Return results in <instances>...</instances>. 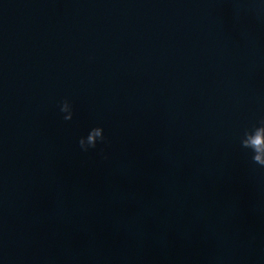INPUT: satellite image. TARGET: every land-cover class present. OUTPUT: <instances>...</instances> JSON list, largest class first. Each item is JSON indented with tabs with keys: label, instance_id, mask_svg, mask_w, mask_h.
Segmentation results:
<instances>
[{
	"label": "water",
	"instance_id": "water-1",
	"mask_svg": "<svg viewBox=\"0 0 264 264\" xmlns=\"http://www.w3.org/2000/svg\"><path fill=\"white\" fill-rule=\"evenodd\" d=\"M262 117L248 0H0V264H264Z\"/></svg>",
	"mask_w": 264,
	"mask_h": 264
},
{
	"label": "clouds",
	"instance_id": "clouds-1",
	"mask_svg": "<svg viewBox=\"0 0 264 264\" xmlns=\"http://www.w3.org/2000/svg\"><path fill=\"white\" fill-rule=\"evenodd\" d=\"M248 11L257 18H264V5L258 0H248ZM60 112L64 113L63 119L70 121L73 119L74 111L71 102L63 100L60 105ZM107 142L104 135V129L100 126L93 127L88 131L86 136L80 137L78 141L79 148L83 152L97 148L98 144ZM240 147L251 150L252 163L264 168V117L260 118L257 123L250 128H245L239 137ZM107 159V156L104 157Z\"/></svg>",
	"mask_w": 264,
	"mask_h": 264
}]
</instances>
